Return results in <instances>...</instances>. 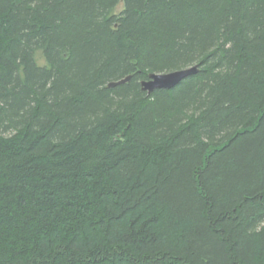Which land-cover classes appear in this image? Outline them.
I'll return each instance as SVG.
<instances>
[{
    "label": "trees",
    "instance_id": "obj_1",
    "mask_svg": "<svg viewBox=\"0 0 264 264\" xmlns=\"http://www.w3.org/2000/svg\"><path fill=\"white\" fill-rule=\"evenodd\" d=\"M0 264H264V0H0Z\"/></svg>",
    "mask_w": 264,
    "mask_h": 264
},
{
    "label": "water",
    "instance_id": "obj_2",
    "mask_svg": "<svg viewBox=\"0 0 264 264\" xmlns=\"http://www.w3.org/2000/svg\"><path fill=\"white\" fill-rule=\"evenodd\" d=\"M199 71L198 65L174 70L166 73H151L147 79L141 81L142 89L148 93L156 89H172L176 87L186 77L196 74ZM131 76H127L119 81H113L109 84L110 87L117 84L127 82Z\"/></svg>",
    "mask_w": 264,
    "mask_h": 264
},
{
    "label": "rangeland",
    "instance_id": "obj_3",
    "mask_svg": "<svg viewBox=\"0 0 264 264\" xmlns=\"http://www.w3.org/2000/svg\"><path fill=\"white\" fill-rule=\"evenodd\" d=\"M122 7H123V6H122V5H120V6L118 7V11H119V10H121V9H122Z\"/></svg>",
    "mask_w": 264,
    "mask_h": 264
}]
</instances>
